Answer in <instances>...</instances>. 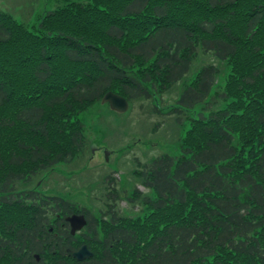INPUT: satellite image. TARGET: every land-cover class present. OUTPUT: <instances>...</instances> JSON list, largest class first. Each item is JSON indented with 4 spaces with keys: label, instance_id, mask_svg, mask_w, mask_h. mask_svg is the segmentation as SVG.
<instances>
[{
    "label": "trees",
    "instance_id": "trees-1",
    "mask_svg": "<svg viewBox=\"0 0 264 264\" xmlns=\"http://www.w3.org/2000/svg\"><path fill=\"white\" fill-rule=\"evenodd\" d=\"M67 1L34 30L0 10V264H264V0ZM198 47L226 67L224 106L195 113L177 157L134 172L140 216L17 192L84 155L79 116L104 94L149 100ZM218 73L201 68L168 114L214 105ZM74 213L87 225L73 237ZM82 245L93 255L77 262Z\"/></svg>",
    "mask_w": 264,
    "mask_h": 264
},
{
    "label": "rangeland",
    "instance_id": "rangeland-1",
    "mask_svg": "<svg viewBox=\"0 0 264 264\" xmlns=\"http://www.w3.org/2000/svg\"><path fill=\"white\" fill-rule=\"evenodd\" d=\"M87 1L100 3L97 0L81 3ZM68 3L67 0H0V10L27 29L34 30L43 17ZM208 65L219 69L212 90L214 105L210 108L197 106L194 112L183 110L182 117L168 114L167 107L177 104L183 89L192 83L201 68ZM227 75L223 63L198 47L189 73L163 93L156 92L149 100L131 101L125 112L112 110L108 103L92 105L79 116L87 141L84 155L71 164L55 166L51 171L36 176L27 185H17V192L35 190L37 195L59 196L77 206V209L89 211L97 220L108 213L118 219L140 216L143 206L138 200L129 202L128 197L135 188L143 195L150 194L134 172L141 171L162 155H179L180 139L195 113L206 114L224 106V99L220 95L225 92ZM178 117L182 119L183 126L177 125ZM37 181L42 182V186L36 188ZM83 232L85 228L79 234Z\"/></svg>",
    "mask_w": 264,
    "mask_h": 264
},
{
    "label": "water",
    "instance_id": "water-1",
    "mask_svg": "<svg viewBox=\"0 0 264 264\" xmlns=\"http://www.w3.org/2000/svg\"><path fill=\"white\" fill-rule=\"evenodd\" d=\"M102 103H108L110 108L116 112H125L128 109V102L122 96H119L113 92H107L101 99ZM93 151V148H92ZM107 159V155H105ZM65 221L68 223L70 228V235L74 236L77 232L82 230L86 224V218L83 214H72L65 217ZM92 252L83 245L78 250L72 252L73 259L77 261H83L92 257ZM72 264V263H65Z\"/></svg>",
    "mask_w": 264,
    "mask_h": 264
},
{
    "label": "flooded vegetation",
    "instance_id": "flooded-vegetation-1",
    "mask_svg": "<svg viewBox=\"0 0 264 264\" xmlns=\"http://www.w3.org/2000/svg\"><path fill=\"white\" fill-rule=\"evenodd\" d=\"M41 184H42V182H38V181H37V182H36V188L42 186ZM85 218H86V216H85ZM68 228H69V225H68ZM80 232H81V231H80ZM80 232H78V233H76V234L79 235ZM74 236H75V235H74ZM74 236H73V237H74Z\"/></svg>",
    "mask_w": 264,
    "mask_h": 264
}]
</instances>
